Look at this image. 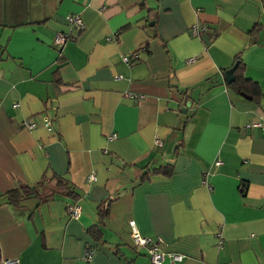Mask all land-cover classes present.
Returning <instances> with one entry per match:
<instances>
[{"label":"crops","instance_id":"0c3cea01","mask_svg":"<svg viewBox=\"0 0 264 264\" xmlns=\"http://www.w3.org/2000/svg\"><path fill=\"white\" fill-rule=\"evenodd\" d=\"M56 33L70 35L61 48ZM237 56L258 96L226 81ZM254 122L264 126V0H0V263L151 264L133 219L183 255L162 264H264ZM160 166L172 173L152 172ZM43 175L67 179L79 200L53 180L42 197L8 203L5 193Z\"/></svg>","mask_w":264,"mask_h":264},{"label":"built area","instance_id":"2783aa9c","mask_svg":"<svg viewBox=\"0 0 264 264\" xmlns=\"http://www.w3.org/2000/svg\"><path fill=\"white\" fill-rule=\"evenodd\" d=\"M67 20L69 24L72 26L73 29L76 30V32H81L85 29V24L82 19V17L78 13H72L67 15ZM191 31L194 35H198L200 31L199 25H193L191 27ZM70 38V35L68 33H56L53 43L57 48H61L65 42ZM136 55L133 54L131 56L129 55H123L122 59L127 64H132L135 61ZM121 76L115 77V79H120ZM16 106V104H14ZM43 124L48 128H52V121L49 117L44 116L43 117ZM23 125L28 129H33L37 123L34 118H26L23 121ZM253 126H261L264 129V126L261 125L259 122L252 123ZM115 135H112L110 138H114ZM162 141H159V144H161ZM95 176L93 174L88 176V180H94ZM67 211L72 217H77L81 212V207L78 203L75 204H69L67 205ZM129 225L131 228L130 235L134 242V244L138 247H145L146 251L148 253V256L150 258L151 264H162V262L165 259H168L170 262H180L183 259V255L180 253L175 252H168L161 250L159 248V245L157 242H154L152 238L143 236L139 233V230L135 224L134 220L129 221ZM91 251L87 250L85 252V258L88 259L90 257ZM0 264H20L19 259L17 258H5L1 260Z\"/></svg>","mask_w":264,"mask_h":264},{"label":"trees","instance_id":"16d2710c","mask_svg":"<svg viewBox=\"0 0 264 264\" xmlns=\"http://www.w3.org/2000/svg\"><path fill=\"white\" fill-rule=\"evenodd\" d=\"M257 30V27L253 29V31ZM136 60V58H135ZM239 61L235 71H234V79L232 82L229 83V85L238 91H245L247 93H251L254 96H258L260 93V90L258 89L257 92L255 90H253L252 88L255 87L254 83L249 82V79L245 78L243 75L244 72V65L242 63V61L240 60L239 56H237L235 58V62ZM234 62V63H235ZM182 94H186V96H184V100H186L187 98H189V95L184 92ZM171 166H160L156 169H153L152 172L153 173H160V174H164V175H170L171 172ZM57 176L55 175H43V177L41 178V180L37 183V185L34 186H30V185H19V186H15L13 189L9 190L7 193H5L6 198L8 203L13 204V205H19L24 199L34 195L36 197H42L41 196V191L42 189H44V187H46V185L49 182H52L53 180H55L58 184H60L61 186L59 187L57 185L58 188H61V194L69 199H71L72 201H76L79 200L81 194L77 192V189L75 186L70 185V188H66V185L68 183L67 179L65 178H61L59 177L58 179H55ZM62 182V184H61ZM244 190H242L243 192ZM52 194V193H51ZM48 195H45L43 197H47ZM51 196V195H50ZM74 203V202H72ZM68 204V203H67ZM75 204V203H74ZM98 211H99V223L97 224L96 227H98L100 224H102L103 220H105V218L108 216V212H109V202H103L101 205L98 206Z\"/></svg>","mask_w":264,"mask_h":264},{"label":"water","instance_id":"95a60500","mask_svg":"<svg viewBox=\"0 0 264 264\" xmlns=\"http://www.w3.org/2000/svg\"><path fill=\"white\" fill-rule=\"evenodd\" d=\"M238 63H239V61L237 60V61H236V62H235L230 68H228V69H226V70L224 71V76H225V79H226V81H227L228 83H230V82L233 81V79H234V77H235V75H234V71H235V69H236ZM242 94L245 95L244 93H242ZM183 112L185 113L186 110L183 109Z\"/></svg>","mask_w":264,"mask_h":264},{"label":"bare ground","instance_id":"6f19581e","mask_svg":"<svg viewBox=\"0 0 264 264\" xmlns=\"http://www.w3.org/2000/svg\"><path fill=\"white\" fill-rule=\"evenodd\" d=\"M89 181H92V180H89ZM133 220V219H132ZM147 255H148V253H147ZM149 257V256H148ZM150 259V258H149Z\"/></svg>","mask_w":264,"mask_h":264}]
</instances>
